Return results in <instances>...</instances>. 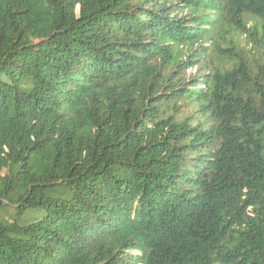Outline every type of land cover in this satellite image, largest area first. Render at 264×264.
I'll return each instance as SVG.
<instances>
[{"label":"trees","instance_id":"trees-1","mask_svg":"<svg viewBox=\"0 0 264 264\" xmlns=\"http://www.w3.org/2000/svg\"><path fill=\"white\" fill-rule=\"evenodd\" d=\"M247 19L0 0V264H264V54L220 41Z\"/></svg>","mask_w":264,"mask_h":264},{"label":"rangeland","instance_id":"rangeland-1","mask_svg":"<svg viewBox=\"0 0 264 264\" xmlns=\"http://www.w3.org/2000/svg\"><path fill=\"white\" fill-rule=\"evenodd\" d=\"M250 20V21H249ZM247 19L246 26L247 28L255 26L257 28V34H254L251 38L253 43H248V40L244 35L238 32H229L228 34L223 33V39L221 41V49H225L229 46V41H231L232 46L235 50V54L241 55L242 59L247 62V64L253 66L257 61H260V58L264 54V34H263V25L260 24L258 20ZM225 53L219 54L220 57H223ZM185 59V57H183ZM194 69H190L186 74H193Z\"/></svg>","mask_w":264,"mask_h":264}]
</instances>
